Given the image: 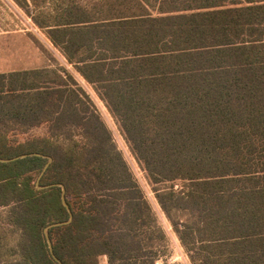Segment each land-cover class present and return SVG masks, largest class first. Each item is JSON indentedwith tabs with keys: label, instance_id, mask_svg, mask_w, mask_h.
I'll return each instance as SVG.
<instances>
[{
	"label": "trees",
	"instance_id": "1",
	"mask_svg": "<svg viewBox=\"0 0 264 264\" xmlns=\"http://www.w3.org/2000/svg\"><path fill=\"white\" fill-rule=\"evenodd\" d=\"M14 1L71 68L0 72V264H186L76 73L189 262L264 264V0Z\"/></svg>",
	"mask_w": 264,
	"mask_h": 264
},
{
	"label": "rangeland",
	"instance_id": "2",
	"mask_svg": "<svg viewBox=\"0 0 264 264\" xmlns=\"http://www.w3.org/2000/svg\"><path fill=\"white\" fill-rule=\"evenodd\" d=\"M66 66L64 55L53 45L45 31L41 30L31 16L14 0H0V72H11L34 68ZM77 79L90 91L106 123L113 130L115 140L132 166L137 178L145 189L149 200L161 219L171 238V262L191 264L185 249L172 226L163 213L146 171L141 167L130 150L116 120L112 117L106 104L99 98L93 88L76 73ZM40 128L37 133L41 132ZM161 262V261H160ZM102 264H107L106 258Z\"/></svg>",
	"mask_w": 264,
	"mask_h": 264
},
{
	"label": "water",
	"instance_id": "3",
	"mask_svg": "<svg viewBox=\"0 0 264 264\" xmlns=\"http://www.w3.org/2000/svg\"><path fill=\"white\" fill-rule=\"evenodd\" d=\"M28 155H43V154L38 153V152L24 153V154H21V155L15 156V157H11V158H1L0 157V161L8 162V161H12V160H16V159H19V158L26 157ZM45 156L49 159V161L46 163L45 167L43 168L42 172L40 173V175L38 177L37 184H38V187H40V188L41 187L44 188V187H49V186H52V185H56V184H50V185H45V186H40L39 185V182H40L42 176L44 175L45 171L49 167L50 163L53 161V157L52 156H50V155H45ZM59 185L62 187V202H63V205L68 209L70 215H69V218L67 220L54 222V223L48 225L45 228V233H46V236H47V239H48V242H49V246H50L51 252H52L54 258H56L57 260H59V258L54 253L53 242H52L51 237L49 235V229L51 227H53V226L69 224V223H71L73 221V218H74L73 211H72V209H71V207H70V205H69V203L67 201V196H66L67 189H66L64 184H59Z\"/></svg>",
	"mask_w": 264,
	"mask_h": 264
}]
</instances>
